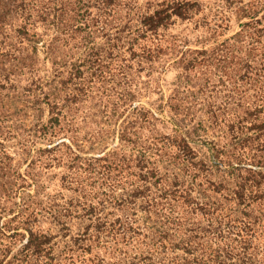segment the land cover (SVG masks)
Instances as JSON below:
<instances>
[{
    "label": "trees",
    "instance_id": "16d2710c",
    "mask_svg": "<svg viewBox=\"0 0 264 264\" xmlns=\"http://www.w3.org/2000/svg\"><path fill=\"white\" fill-rule=\"evenodd\" d=\"M0 264H264V0H0Z\"/></svg>",
    "mask_w": 264,
    "mask_h": 264
},
{
    "label": "rangeland",
    "instance_id": "374dc122",
    "mask_svg": "<svg viewBox=\"0 0 264 264\" xmlns=\"http://www.w3.org/2000/svg\"><path fill=\"white\" fill-rule=\"evenodd\" d=\"M233 28L234 29H237V24L234 23L233 25ZM178 29H181V27H177V30ZM176 71L177 69H175L173 66L169 67L167 69V72L164 73L162 75V81L161 83L163 84V88L165 90V93L167 94L169 92L168 88L170 87V84L172 83V81L175 79V74H176ZM217 92L220 96H222L224 94V91L221 89V86H218L217 88ZM156 98V95L155 94H150L149 96L145 95V96H140L138 98H136L134 100V105L138 104V103H143V104H146L148 105V102H151L152 100H154ZM220 102V101H218ZM164 132L168 133L170 132V127H166L164 128ZM65 140V141H68V138L67 137H58L56 139L53 140V143H57L61 140ZM114 140L113 139V136L112 137H109L108 139H106V141H104V143L100 144V145H95L94 149H90V154L94 153L96 155L99 154V151L101 150V148L103 149V146H109V145H112L114 143ZM85 145H87L85 142H84ZM84 151H89V149L87 150V146H85V149ZM92 151V152H91ZM94 151V152H93ZM61 171H64V168L62 166H53L49 171H48V175H52L53 173H56L57 175L54 176L50 181V187H53L54 185H57L59 184V175L61 173ZM154 180V179H153ZM152 189L154 190V187H152ZM140 201V200H138Z\"/></svg>",
    "mask_w": 264,
    "mask_h": 264
}]
</instances>
